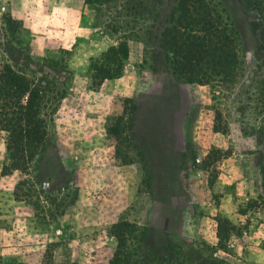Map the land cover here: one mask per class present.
<instances>
[{
  "label": "rangeland",
  "instance_id": "rangeland-1",
  "mask_svg": "<svg viewBox=\"0 0 264 264\" xmlns=\"http://www.w3.org/2000/svg\"><path fill=\"white\" fill-rule=\"evenodd\" d=\"M211 3L228 83L172 69L178 0H0V72L44 92L47 124L26 172L0 132V264H264V0Z\"/></svg>",
  "mask_w": 264,
  "mask_h": 264
},
{
  "label": "trees",
  "instance_id": "trees-1",
  "mask_svg": "<svg viewBox=\"0 0 264 264\" xmlns=\"http://www.w3.org/2000/svg\"><path fill=\"white\" fill-rule=\"evenodd\" d=\"M177 8L168 41L175 73L187 76L192 83L204 84L210 76H219L220 81L227 83L234 81L239 64L238 45L226 12L211 0H178ZM111 52L115 54V66L107 67V71L119 70L128 59V47L120 44L112 47ZM44 97L39 87L11 66L1 70L0 132L5 135L12 169L26 172L42 149L47 136ZM128 226L120 221L112 225V230L121 237ZM129 259L128 251L118 250L109 264H128Z\"/></svg>",
  "mask_w": 264,
  "mask_h": 264
}]
</instances>
